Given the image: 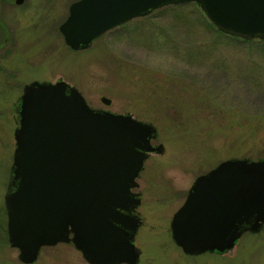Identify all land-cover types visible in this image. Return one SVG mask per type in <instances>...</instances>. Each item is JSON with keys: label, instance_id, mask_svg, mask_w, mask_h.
Segmentation results:
<instances>
[{"label": "rangeland", "instance_id": "obj_1", "mask_svg": "<svg viewBox=\"0 0 264 264\" xmlns=\"http://www.w3.org/2000/svg\"><path fill=\"white\" fill-rule=\"evenodd\" d=\"M73 1L30 0L24 23L15 22V41L0 48V264H90L71 241L44 244L23 263L7 240L4 194L22 87L58 80L90 107L155 129L150 143L158 148L147 152L131 188L139 199L132 207L139 218L135 264H264V223L229 249L198 254L184 252L170 228L197 175L226 158L264 157V39H236L188 1L134 17L73 49L58 30Z\"/></svg>", "mask_w": 264, "mask_h": 264}, {"label": "water", "instance_id": "obj_2", "mask_svg": "<svg viewBox=\"0 0 264 264\" xmlns=\"http://www.w3.org/2000/svg\"><path fill=\"white\" fill-rule=\"evenodd\" d=\"M195 1L220 31L264 38V0H75L59 25L73 49L122 23ZM108 102V99H103ZM15 148L4 194L7 240L33 262L42 245L71 241L90 264H135L139 203L131 188L154 127L129 114L90 107L63 80L22 87ZM264 223V157L226 158L197 175L170 222L188 254L231 248Z\"/></svg>", "mask_w": 264, "mask_h": 264}, {"label": "flooded vegetation", "instance_id": "obj_3", "mask_svg": "<svg viewBox=\"0 0 264 264\" xmlns=\"http://www.w3.org/2000/svg\"><path fill=\"white\" fill-rule=\"evenodd\" d=\"M29 1L30 0H0V48L3 41L7 42L6 45L15 41L13 36L15 22L19 25L24 23L20 21V16L25 17L26 14L30 12ZM61 35L62 34H60V37ZM62 38L63 37H61V39ZM62 40H64V38Z\"/></svg>", "mask_w": 264, "mask_h": 264}, {"label": "trees", "instance_id": "obj_4", "mask_svg": "<svg viewBox=\"0 0 264 264\" xmlns=\"http://www.w3.org/2000/svg\"><path fill=\"white\" fill-rule=\"evenodd\" d=\"M233 36V35H232ZM236 39H243V40H246V39H244V38H241V37H239V36H234ZM253 39H262V38H252V39H250V40H253ZM264 39V38H263ZM248 40V39H247ZM244 42H246V43H248L249 45H251L252 43L253 44H260V42H263V41H244Z\"/></svg>", "mask_w": 264, "mask_h": 264}]
</instances>
